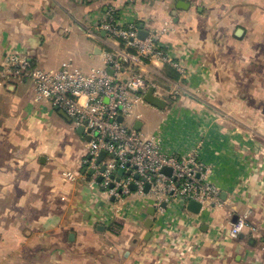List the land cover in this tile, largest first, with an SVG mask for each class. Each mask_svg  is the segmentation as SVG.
<instances>
[{
    "label": "crops",
    "instance_id": "1",
    "mask_svg": "<svg viewBox=\"0 0 264 264\" xmlns=\"http://www.w3.org/2000/svg\"><path fill=\"white\" fill-rule=\"evenodd\" d=\"M110 6L120 26L167 29L157 42L187 74L157 59L141 67L167 102L151 135L179 158L198 152L224 204L194 214L173 202L159 211L91 188L84 157L66 140L86 137L49 101L35 103L29 80L12 81L0 85V264H264V0H0V59L18 53L46 71L101 70L104 54L126 52L97 29ZM140 117L133 127L141 132ZM68 170L87 177L68 181ZM243 213L252 227L224 238ZM176 243L194 252L181 261Z\"/></svg>",
    "mask_w": 264,
    "mask_h": 264
},
{
    "label": "built area",
    "instance_id": "2",
    "mask_svg": "<svg viewBox=\"0 0 264 264\" xmlns=\"http://www.w3.org/2000/svg\"><path fill=\"white\" fill-rule=\"evenodd\" d=\"M97 29L126 50L124 54H104L105 64L101 70L84 73L71 64H62L46 71L32 67L30 61L18 53H8L0 59V85L29 80L35 103L47 100L63 111L76 128L83 127L84 137L89 139L82 165L91 171V188L99 185L109 197L122 200L133 192L131 185L139 194H144L148 185L147 193L154 196V207L159 211L163 204L173 202H180L184 209L189 201L199 203L201 208L222 207L220 190L209 181L210 167L199 159L198 152L179 158L163 150L159 136H145L139 130L121 125L136 104L146 103L139 90L145 93L153 89L155 96H163L158 81L146 76L142 66L157 59L176 69L181 76L187 74L184 63L176 60L174 51L157 42L167 29L147 34L142 40L136 24L118 25L112 6L100 18ZM178 93L175 87L169 94L175 98ZM102 151L106 156L97 162ZM118 170H122V174ZM62 176L74 181L86 178L87 174L81 176L78 171L68 170L63 171ZM251 227L249 214H240L229 225L224 238L235 240ZM222 236H217L219 241ZM180 246L175 244V248L182 251L180 259L184 261L195 248L192 244Z\"/></svg>",
    "mask_w": 264,
    "mask_h": 264
},
{
    "label": "rangeland",
    "instance_id": "3",
    "mask_svg": "<svg viewBox=\"0 0 264 264\" xmlns=\"http://www.w3.org/2000/svg\"><path fill=\"white\" fill-rule=\"evenodd\" d=\"M68 59L69 56L66 55L64 57H61V59ZM75 62L79 63V59H74ZM80 64V63H79ZM86 68H82L83 71L84 70H88L90 67L93 68H97V67H101L102 63L101 62H92V63H88L86 64ZM55 67V66H54ZM40 68L42 69H47L49 67H45L43 65L40 66ZM47 101L44 100L42 101L43 103ZM39 102V103H42ZM37 103V104H39ZM50 103V102H49ZM140 114V120L144 123L143 127L141 128V132L144 135H151V134H159V126L160 124L163 125V117L160 114V111L158 110V108L149 105V104H144V105H139L134 107V109L131 111L130 116L125 117L124 121L121 123V125L127 129H133V124L136 121V115ZM66 140H68L67 142L69 143V146L71 149H74L76 151H79V157L86 156V141H80L79 136L74 135V138L69 139L67 138ZM82 157V158H83ZM130 196V197H129ZM128 199H132V198H138L139 200H141L144 203H155V198L152 194H145V195H138L137 193H131L129 195ZM118 210L119 212H122L123 214L126 212L125 206L119 204L118 205Z\"/></svg>",
    "mask_w": 264,
    "mask_h": 264
},
{
    "label": "water",
    "instance_id": "4",
    "mask_svg": "<svg viewBox=\"0 0 264 264\" xmlns=\"http://www.w3.org/2000/svg\"><path fill=\"white\" fill-rule=\"evenodd\" d=\"M178 7H183V6L182 5H178ZM242 32H243L242 29H239V30H237L236 35L239 36ZM146 36H147V32L146 31H143V30H140L139 31V38L140 39L143 40V39H145ZM138 92L141 93V94H143L144 101L147 104H149V105H152V106H154V107H156L158 109H164L166 107V105H167V102L165 100H163V99H161V98H159V97H157V96L154 95L153 89H149L145 93L142 90H139ZM60 113H61V115L63 117L68 118L67 115L63 111L60 110ZM69 121H70V119H69ZM119 121H122V118L121 117L119 118ZM133 128L136 129V130H139L138 123H135V125H134ZM77 133L79 135H82L83 136L84 135V129H83V127L77 128ZM86 139L88 140L89 137L87 136ZM105 156H106V153L104 151L100 152V154L98 156V161L97 162H100ZM41 161H42V159H41ZM103 169H104V167L102 166L101 167V170H103ZM164 171H166V169ZM117 172L119 174H122L123 171L122 170H118ZM135 178H138V175H135ZM130 188L132 189V191H135L136 190V187L134 185H131ZM148 188H149V186L146 185L145 186V189H144V192L145 193L148 191ZM162 206L164 207L165 205L163 204ZM186 209L188 211L194 213V214H198L200 212L201 205L199 203L195 202V201H189V203L186 206ZM150 215H154V209H153V212H150ZM151 223H152V221L149 220L148 223L145 226L147 228H150L151 227Z\"/></svg>",
    "mask_w": 264,
    "mask_h": 264
}]
</instances>
